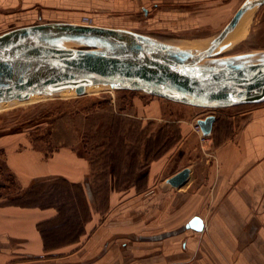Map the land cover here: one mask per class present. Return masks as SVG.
Wrapping results in <instances>:
<instances>
[{
    "label": "crops",
    "instance_id": "1",
    "mask_svg": "<svg viewBox=\"0 0 264 264\" xmlns=\"http://www.w3.org/2000/svg\"><path fill=\"white\" fill-rule=\"evenodd\" d=\"M237 3L0 0V33L35 23H77L84 17L102 26L91 17L97 16L114 25L148 23L156 32L209 35L229 23L243 4ZM148 10L151 15L145 17ZM155 98L149 97L144 106L149 119L160 113L161 104ZM247 113L239 132L212 153L211 164L203 168V179L192 168L185 187L178 190H147L124 199L111 192L105 219L95 216L96 197L88 196L91 216L75 240L59 237L72 229L65 224L71 218L64 215L75 212L66 205L74 204L70 200L80 204L77 197H62L49 206L7 205L0 200V264H264V105ZM8 138L0 141V150L22 188L40 181L89 186L90 162L75 149L60 147L47 153L21 147V137ZM156 169L150 166L146 187ZM195 216L203 220V231L186 228Z\"/></svg>",
    "mask_w": 264,
    "mask_h": 264
},
{
    "label": "rangeland",
    "instance_id": "2",
    "mask_svg": "<svg viewBox=\"0 0 264 264\" xmlns=\"http://www.w3.org/2000/svg\"><path fill=\"white\" fill-rule=\"evenodd\" d=\"M244 1L238 0L237 4ZM236 6L229 12V17ZM91 17L102 26L129 29L192 50L204 49L207 41L222 31L215 28L209 35L197 31L171 34L151 31L148 23L132 27ZM241 24L240 38L229 36L222 45L230 47L221 57L264 53V5L248 12L236 30ZM67 45L78 47L71 43ZM149 97L154 96L100 87L81 97L55 94L1 111L0 141L21 137V147L47 153L60 147H71L90 162L91 176L86 187L71 186L63 181H40L31 188H22L7 168L0 150V200L7 205L49 206L61 201L62 197H77L80 204L77 200H70L74 204L66 205L75 208V212L64 215L66 219L71 218L65 224L76 229H66V235L59 237L66 241L75 240L76 233L82 231L83 223L91 216L88 196L96 197L95 216H104L105 219L110 207L107 198L111 192L124 199L135 192L178 190L186 184L175 189L170 187L167 179L186 167L197 170L195 175L203 179V168L211 164L212 153L239 132L249 110L264 105L212 110L155 98L161 104L160 113L156 119H149L144 108ZM210 115H216L219 120L212 134L203 136L197 121ZM150 166L159 170L152 177L150 187H146ZM75 217L79 221L73 220Z\"/></svg>",
    "mask_w": 264,
    "mask_h": 264
},
{
    "label": "water",
    "instance_id": "3",
    "mask_svg": "<svg viewBox=\"0 0 264 264\" xmlns=\"http://www.w3.org/2000/svg\"><path fill=\"white\" fill-rule=\"evenodd\" d=\"M264 5L246 0L229 23L201 50L181 49L129 29L85 22H43L0 33V104L74 90L81 97L92 87L143 92L202 109H227L264 103V53L229 57L222 45L243 17ZM80 43L78 48L57 45ZM214 115L199 119L203 136L212 134ZM186 167L167 179L180 188ZM91 196V195H90ZM186 228L203 231L193 217Z\"/></svg>",
    "mask_w": 264,
    "mask_h": 264
},
{
    "label": "bare ground",
    "instance_id": "4",
    "mask_svg": "<svg viewBox=\"0 0 264 264\" xmlns=\"http://www.w3.org/2000/svg\"><path fill=\"white\" fill-rule=\"evenodd\" d=\"M242 24H241V27H239L238 30H235L231 35H230V38L232 39H237V38H240L241 34H242ZM71 43L72 45L74 46H78L80 47L81 44L80 43H77L75 41H61V42H58L57 45L59 46H62V47H67V48H78V47H69L67 44ZM171 45V44H169ZM171 46H174V47H179V46H175V45H171ZM181 49H185L184 47H179ZM97 90V87H90L87 89V93L88 92H95ZM60 94H65V95H76L75 91L74 90H68V91H64ZM46 96H32L29 100H26V101H18V100H15V101H12V102H5V103H1L0 104V112L3 111V110H6V109H10L11 107L15 106V105H20V104H26L28 102H35V101H41L43 98H45Z\"/></svg>",
    "mask_w": 264,
    "mask_h": 264
},
{
    "label": "flooded vegetation",
    "instance_id": "5",
    "mask_svg": "<svg viewBox=\"0 0 264 264\" xmlns=\"http://www.w3.org/2000/svg\"><path fill=\"white\" fill-rule=\"evenodd\" d=\"M143 14H144L145 17H148V16L151 15V11L148 10L147 13H143ZM214 116L216 117V121H215V123H214V125H213V130H212V132L214 131V126L216 125V123H218V120H219V118H218L216 115H214Z\"/></svg>",
    "mask_w": 264,
    "mask_h": 264
},
{
    "label": "built area",
    "instance_id": "6",
    "mask_svg": "<svg viewBox=\"0 0 264 264\" xmlns=\"http://www.w3.org/2000/svg\"><path fill=\"white\" fill-rule=\"evenodd\" d=\"M82 22L93 24V19L90 17H84ZM200 130V129H199Z\"/></svg>",
    "mask_w": 264,
    "mask_h": 264
}]
</instances>
